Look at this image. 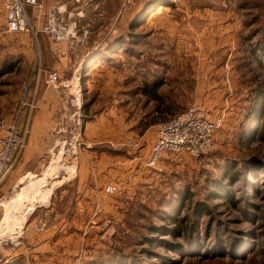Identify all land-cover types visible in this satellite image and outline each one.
<instances>
[{
    "label": "rangeland",
    "instance_id": "374dc122",
    "mask_svg": "<svg viewBox=\"0 0 264 264\" xmlns=\"http://www.w3.org/2000/svg\"><path fill=\"white\" fill-rule=\"evenodd\" d=\"M127 1L107 0L106 18H118L111 25L92 24L102 12L89 4L78 25L61 20L55 37L42 27L8 32L0 0V123L25 87L48 85L53 70L66 99L50 131L54 164L40 158L31 178L0 198V264H33L48 253L35 245L65 236L81 264H264V141L253 138L264 123V0H163L133 27L147 0ZM84 30L94 34L85 58V42L76 44ZM42 40L55 44V58ZM68 44L78 69L65 64ZM194 104L220 121L214 147L151 165L148 143L160 125ZM80 151L109 156L120 171L78 200L75 186L59 181L75 174Z\"/></svg>",
    "mask_w": 264,
    "mask_h": 264
},
{
    "label": "crops",
    "instance_id": "0c3cea01",
    "mask_svg": "<svg viewBox=\"0 0 264 264\" xmlns=\"http://www.w3.org/2000/svg\"><path fill=\"white\" fill-rule=\"evenodd\" d=\"M89 4L93 5L97 11L102 12L101 18L95 19L92 23L96 25L97 28L101 26L103 27L106 24L111 25L112 23H114V21L118 20L117 17L114 18L112 16L106 18L104 10L105 6L108 4L107 0H41L39 7H29V13L34 25L38 28H41L46 23L47 14H50V12H54L56 14V17L60 21H67V23L69 22V25L75 18V25H78L84 19V15L82 12L83 9ZM119 5L120 3L118 1L117 5L115 6V9L118 11L120 9ZM1 9H3L2 5ZM106 19H108L107 22ZM90 32L91 30H84L85 37H78V39L81 38L86 44L82 46L84 58L90 54L91 48L93 47L92 45L94 40H92V38L94 34H90ZM89 34L90 36H88ZM68 43H70L69 40ZM76 44L80 45V42L76 40ZM41 46L43 50L48 51L47 56H50L51 58L56 57L54 53H57V50L56 47H54L55 44H53L52 41H49V43H47L42 40ZM68 46L70 47V50L68 52V57H66L67 60H65V64L67 62V68L69 66H72L75 68L77 67L78 69L80 64H77L75 66L73 64L74 60H72V51L75 52V50L72 49V45L68 44ZM42 52L43 51H41V53ZM48 61H52L51 65L56 64L51 59H49ZM78 63H80V61ZM62 91H65V86L61 82L53 86L50 84L41 85V87L38 88L39 99L37 103V111H35L33 115L30 135L28 138L29 140L23 154L24 156H22L20 163L15 167L10 175L0 184V198H2L3 195H6V193L13 190L14 188H17V186L24 185L19 184V179L27 174H30L31 178V174L38 166V161L40 158H43V161L49 164V162L46 160V155L52 149H50V147L48 148V143H51L52 140L50 131L52 129L53 123L60 119V116L62 115V109H66L64 107V105L66 104V99L62 95ZM151 147L152 142H149L148 148H150V150H152ZM80 155L81 158L80 161L76 164L77 166L75 174L71 173V175L67 177L66 173L61 179L62 181H59L61 182L59 185H62L64 187L66 185L75 186V192L71 193L74 195L76 194L78 200L86 195L97 196V194L101 191L100 189L103 186L104 181H114V179L116 178L112 176V173L120 171L118 169V164H114V162H107V159L110 158L109 156L105 157L104 155H96L95 157L97 158L91 160L94 155L89 158L88 154L84 151H80ZM67 170L72 171L73 169L69 166L67 167ZM148 175L149 173L147 174V178ZM131 177V175H124V177L122 178H128V180H130ZM136 178L137 177H135V179L133 178L134 184L136 183ZM67 230L72 232V227H67ZM70 239V236H65L64 240L62 241H48L35 245V249L39 252L48 251V253L47 257H41L34 261L33 264H81L80 259L77 258L79 249L77 246H73L71 244Z\"/></svg>",
    "mask_w": 264,
    "mask_h": 264
},
{
    "label": "built area",
    "instance_id": "2783aa9c",
    "mask_svg": "<svg viewBox=\"0 0 264 264\" xmlns=\"http://www.w3.org/2000/svg\"><path fill=\"white\" fill-rule=\"evenodd\" d=\"M41 0H3L6 16V29L10 33L33 32L37 26L30 18L28 7L40 5ZM128 0L127 2H129ZM61 21L54 12H50L42 31L60 36L63 30ZM37 27V28H36ZM66 39V38H65ZM40 78V77H39ZM60 80L58 70L50 72L47 82L56 85ZM34 86H26L12 117L4 118L0 123V184L15 169L27 146L31 122L37 107L39 81ZM200 105H192L158 128L152 147L150 164L156 165L163 160L165 153L199 156L215 145V135L220 121L209 119ZM108 192L115 191L113 185Z\"/></svg>",
    "mask_w": 264,
    "mask_h": 264
},
{
    "label": "trees",
    "instance_id": "16d2710c",
    "mask_svg": "<svg viewBox=\"0 0 264 264\" xmlns=\"http://www.w3.org/2000/svg\"><path fill=\"white\" fill-rule=\"evenodd\" d=\"M157 4H159V5H164V4H166V3H163V0H147V2L142 6V8L137 12H135V14H133V16H132V18H131V21H130V26L131 27H133L137 22H139V20H141L142 19V17H141V15H143L145 12L146 13H148V11H150L152 8H153V6H155V5H157ZM144 9H146L145 11H144ZM144 12V13H143ZM131 15V13L129 14V16ZM122 20V19H121ZM113 42V41H112ZM117 43V41L116 42H114V43H112V45L109 47V48H106V49H104L105 51H110V50H114V44H116ZM94 51V50H93ZM90 58V57H89ZM98 59H100L99 57H98ZM86 65V63H85V61L83 62V65ZM84 65V66H85ZM150 88L153 90V93H155V91H157V87H153L152 85H150ZM261 95H263L264 96V89L263 90H260V96ZM248 135V137L250 136V133H248L247 134ZM259 138V139H261L262 141H264V123L262 124V126L260 127V129L258 130V132H256L255 133V135H254V137L253 138ZM231 199H234V197H230ZM229 198V199H230ZM174 218V220H178V219H180V218H178V217H173ZM181 222L183 221V219H181L180 220Z\"/></svg>",
    "mask_w": 264,
    "mask_h": 264
},
{
    "label": "water",
    "instance_id": "95a60500",
    "mask_svg": "<svg viewBox=\"0 0 264 264\" xmlns=\"http://www.w3.org/2000/svg\"><path fill=\"white\" fill-rule=\"evenodd\" d=\"M69 45H71V44H69ZM66 151H67V141L65 143H63V145L61 147V150L59 151V157H63V155L65 154ZM57 155L58 154L54 150H51V151H49L47 153L46 160L49 162L50 165L54 164L53 162H54L55 158L58 157ZM29 177H30V174L22 176L19 179V184H25L28 181ZM58 177L56 176V179H58ZM47 203L48 204L50 203V199L49 198L47 199Z\"/></svg>",
    "mask_w": 264,
    "mask_h": 264
},
{
    "label": "bare ground",
    "instance_id": "6f19581e",
    "mask_svg": "<svg viewBox=\"0 0 264 264\" xmlns=\"http://www.w3.org/2000/svg\"><path fill=\"white\" fill-rule=\"evenodd\" d=\"M70 30H71V28H70L69 30H67V29H66V36H68V35H69V33H70ZM75 35H76V34L72 33V35H71V36L75 37ZM77 41H78V42H81V41H80V39H78V37H77ZM75 96H76V100H77V90H76V89H75ZM76 100H75V104H77V105H78V103H79V102H78V100H77V101H76Z\"/></svg>",
    "mask_w": 264,
    "mask_h": 264
}]
</instances>
